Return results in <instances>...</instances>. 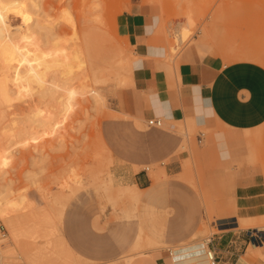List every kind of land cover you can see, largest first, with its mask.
Returning <instances> with one entry per match:
<instances>
[{
  "label": "rangeland",
  "instance_id": "1",
  "mask_svg": "<svg viewBox=\"0 0 264 264\" xmlns=\"http://www.w3.org/2000/svg\"><path fill=\"white\" fill-rule=\"evenodd\" d=\"M128 1L130 0H43L44 12H47L48 22L58 33L64 34L63 37L71 42V48L74 45L76 46L80 41L81 44L85 43L84 39L87 37L85 35L90 34L92 28L96 25L100 26L98 30L103 32L101 35L104 36L105 40H103L106 45L102 44V40L100 43L97 41V46H93L95 51H97V57H95L97 61L95 60V63L99 65L106 60V63L100 64L99 67L112 63L115 60L114 56L117 57L114 54L117 53L122 54L126 60L125 64L119 67L120 71L116 67L119 65H115L114 72L119 71L114 76L115 79H108L105 82H100L101 84H98L99 82L94 83L106 95V103L96 105L92 97L87 94L85 99L79 98L80 102L72 108L71 112L70 110L69 113L67 112V119L66 115L61 117L57 112L56 120L59 117L61 119L60 122L58 120L54 129L50 130L47 127L33 126L34 129H30L32 132L18 135V138L0 130V140H3L0 145V156L4 153L5 149L3 150V148L16 151H13L14 159L12 156L10 158L11 165L5 167L7 175L4 181L11 180L13 182L11 184L13 193L10 196L11 198H18L21 194L22 196H27V201L25 200V204L26 202L27 204H23L25 207L22 206L18 210L19 212H17L21 216L19 220L22 225L20 242L17 244L14 238L11 237L15 247L13 246L12 251H9L6 247L7 244H4L3 238L1 239V254L3 261L5 260L4 264H11V262L13 264H107L117 258L125 260L131 255L135 258L139 256L137 254L139 251L154 252L161 249L165 251L168 263L172 264L170 252L173 249L196 243L193 241L199 234L203 233L202 231H205L204 233L209 232L207 224L210 216L208 207L205 206V219H202L200 231L192 234L183 244L173 243L172 241L167 242V237H175L179 230L178 222L171 220L177 218V208L173 206L162 209L160 207L159 194L157 197L154 196L155 199L150 198L152 200H148L145 195L146 191H142L140 199H133L127 193L119 190L117 186L127 183L115 175L116 162L104 131V123L120 117H130L119 113L117 115L113 114V110L116 111V102L119 99L120 93L131 88L130 86H134L132 80L126 84H121L120 77L124 74L126 77H132L133 79L134 61L138 58L135 53V47L129 36L125 34L120 19L125 3ZM142 1L161 7V30L167 36L169 58L172 61L178 59L185 48L192 42L207 44V48L210 49L209 51L222 57L225 62L236 60V55H233L235 53L252 52L264 55V0ZM95 3L100 5H98L99 11L96 10V12L93 10L96 9L93 7ZM97 12L101 14L98 16V21L94 19L99 14ZM12 20L15 24L21 22L19 18H12ZM99 20H101L100 24ZM86 25L88 26L86 27ZM183 26L192 29V34L191 38L179 46L176 40H173V35L177 29ZM76 36L80 37H77V39L79 38L77 42ZM94 39L91 38L93 41ZM70 42H68L69 46ZM81 44L78 43V45ZM102 46H104V49ZM173 46L178 47L176 49L178 52L172 50ZM87 57H91L90 53ZM88 71L91 73L92 70L88 68ZM78 75L83 74L81 72ZM79 82L76 80L75 83L78 84ZM24 99L25 101L28 100L27 104L24 102ZM17 100L19 99H15L17 103L13 102L12 104L6 102L0 103L1 127L6 124L5 122L9 121L8 119L13 118V113L17 116L19 114V117L22 115L23 118H21L25 119L24 122L26 123V114H22V112L27 113L29 111L30 105H33V99L28 95H24L23 99L19 100V102ZM28 103H30L29 106H26ZM3 113L8 116L11 115V118L7 117L5 121L2 118ZM22 119L18 118L17 120L22 121ZM17 120L16 130L17 127L18 130L16 132H20L21 129L19 128L24 127V123L20 122L18 124ZM28 123H26L27 127L30 124ZM137 123L140 128L147 127L146 124ZM164 128H169L166 121ZM174 131L183 137L182 146H180L178 153L191 151L190 155L182 160L183 172L174 175L167 174L162 162L137 166L136 170L149 166L152 182L155 181L152 174L156 172L160 175L159 180L164 182L169 180L185 182L190 187L195 188L197 194L202 197L203 191L200 189L199 183L201 179L203 180L208 175L199 174L197 168L199 161L196 158L195 152H192L189 142L194 140L195 144L198 145L197 135L199 132L207 135L209 130L197 127L193 120L188 119L185 124L176 123ZM256 134L264 136V127L256 131ZM11 139L16 140L13 143ZM7 140H11L12 142L7 144ZM205 143L206 141L201 144ZM257 148L264 153V142L254 143L252 150H256ZM100 155L103 158L99 157ZM171 160L172 158H168L164 162L168 163ZM91 167L97 173L99 170H103V175L100 172L95 177L94 175L92 176L93 171L89 170ZM71 170L74 171L73 173L76 172L74 174L76 176L80 173L78 177L74 176L77 180L80 177L79 182H74L77 185L75 188L72 181L76 179L72 174V177L68 176L70 175L69 173H72ZM90 175L94 179H91ZM98 175H101L100 179V176L98 179L96 178ZM102 176H104V183ZM68 177H70L71 182ZM37 178L39 181H37ZM62 179L65 181L67 179V181L65 182ZM93 180H98L96 182L97 186H102L96 187L95 185L94 187L92 183L95 181ZM82 181L84 184L81 183ZM60 184L64 186L61 187ZM68 184H73L74 186L70 187ZM62 188L65 189L62 191ZM65 190L70 191V196L65 195V198L68 199H64L63 197L58 199L52 198L56 194L59 196L61 192L63 195L66 192ZM45 194H47L45 198L49 194L48 197L50 199H45L43 197ZM54 199L57 200L56 203L58 204L55 203ZM51 201L53 203H50ZM56 207H58V210L55 209ZM60 211H62V216L60 215ZM18 214L15 212V215L18 216ZM48 216L50 219L45 218ZM257 219L254 216L251 219L252 222L248 221L243 224V227L264 226V221H257ZM0 225H4L1 220ZM48 228H52L53 231L50 229V232ZM6 234L7 237L10 235L8 227L6 228ZM63 238L66 245L63 243ZM114 242L116 245L121 246L122 249L124 246L126 247L120 254L115 256L112 254Z\"/></svg>",
  "mask_w": 264,
  "mask_h": 264
},
{
  "label": "crops",
  "instance_id": "2",
  "mask_svg": "<svg viewBox=\"0 0 264 264\" xmlns=\"http://www.w3.org/2000/svg\"><path fill=\"white\" fill-rule=\"evenodd\" d=\"M120 19L138 58L130 78L134 86L120 93L113 110L130 117L104 123L116 177L138 186V199L146 191L148 200L160 195L162 209L177 208V218L171 220L178 222L179 230L167 242L183 244L200 231L207 206L209 232L202 231L193 242H206L204 248L215 251L217 264H264V246L247 237V231L258 226L243 227L254 216L264 221V153L252 150L254 143L264 142V136L256 134L264 127V55L235 53L236 60L225 62L207 44L192 42L172 61L159 5L130 0ZM153 117H162L169 128L138 126L137 122L147 125ZM188 119L209 130L207 135L199 132L198 145L189 142L199 174L208 175L199 183L202 197L185 182L159 180L156 172L152 182L149 166L136 170L162 162L167 174L182 173V160L191 151L178 153L183 137L174 128ZM168 158L172 160L165 163ZM123 249L114 242L113 256ZM142 253L155 256L153 264H169L162 249L137 252ZM131 258L107 264H126ZM206 260L201 264H211L207 255Z\"/></svg>",
  "mask_w": 264,
  "mask_h": 264
},
{
  "label": "bare ground",
  "instance_id": "3",
  "mask_svg": "<svg viewBox=\"0 0 264 264\" xmlns=\"http://www.w3.org/2000/svg\"><path fill=\"white\" fill-rule=\"evenodd\" d=\"M95 2H97V1H95ZM97 3H95L93 5V7L96 8V9H93L95 12H96V10L99 11L98 5L100 4V2H99V4H97ZM43 6H44L43 0H0V103H2V102H6L8 104H12L13 102L17 103L15 101V99L21 100V99H23L24 95H28V96L32 97V99H33V105L32 104L30 105L31 108L29 109V111L27 113L22 112V114L23 113L26 114V120L30 124L27 121H26V123L29 124V127H27L28 125L26 126V123L24 122L25 119H22L23 118L22 115H20L22 117L21 118V117H19V114L17 116L14 113L12 114V115H14L12 119H8L9 121L5 122L6 124L2 125V127L0 125V128L3 129V130L0 129L1 131H4L11 136H14V137L16 136L17 138H18V135H23V133L28 134V133L32 132V131H30V129L31 128L34 129L33 126H38V127H43V128L47 127L50 130L52 128L54 129V126L58 123V120L60 122L61 117H64L65 115H66V119H67V114L69 113V110L71 112L72 108L74 106L78 105V102H80L79 98L85 99L87 97V94H89L92 97V100H93L94 104H96V105L106 103V98H105L106 95L99 88H97L96 87L97 84L95 85L94 83L99 82L98 84H101L100 82H105L108 79H113L114 76L119 73V71H120L119 67L123 66L125 64L124 62L126 60V58L123 57L122 54L120 55V53H117V54H114V55H117V57L114 56L115 60L112 61V63H109L105 66L103 65V67H99L100 64L106 63V60H105V62H102V63L99 62L100 63L99 65H97L95 63V60L97 59V58L95 59V57H97V51H95L93 46L98 44L97 41L100 43L104 39V36L101 35V33H103V32L98 30V29H100V26L98 27L95 25L96 27L94 26L92 28L90 34L85 33V34H87V35H85L87 37H86V39L83 38L86 41L85 43H82L84 46L81 44V41H80L78 43L81 45H78V43H77V45L75 46L74 43H72L74 45V47L71 48V42L63 37L64 34L61 35L60 33H58L54 29V27L48 22V20H47L48 15L46 14L47 12L46 13L44 12L45 7H43ZM189 12H190V14H192L191 11H189ZM97 13H99V12H97ZM94 15H96V14H94ZM100 15L101 14L99 13L98 15H96L94 17V19H96V21H98V18H99L98 16H100ZM12 18L13 19L19 18L21 20V22L18 24H15L13 22ZM100 21L101 20H99V24H100ZM190 22H191V20H190ZM94 23H97V22H94ZM88 25H86V27ZM192 26H194V25H192ZM191 32H192V29L183 26L182 28H179L175 31V33L173 35L174 36L173 40H176V43L180 46L182 43H185L186 40L191 38V34H192ZM77 37H79V36H76V42L80 38L79 37L77 39ZM91 38H93V39L95 38L94 41L91 40ZM104 40H103L102 44H105ZM68 42H70V46H69ZM82 42H84V41H82ZM176 43H174V44H176ZM102 47L104 49V46H102ZM171 47H172V45H171ZM177 48H178L177 46H173L172 50L177 51L176 50ZM178 50H180V49H178ZM119 52H121V51H119ZM89 53H90L91 57H87V55L89 56ZM101 53H99V54H101ZM99 54H98V56H99ZM170 54H172V53H170ZM127 56H129V55H127ZM95 64L97 65V67ZM115 65H119V66H116V67H118L119 71L114 72ZM88 68L92 70L91 73H89L90 70L88 71ZM81 72L83 75H78ZM123 75L120 77L121 84H126V83L131 81L130 78L126 77L125 75L123 76ZM76 80H78L80 82L78 84H76L75 83ZM19 100H17V101L19 102ZM27 101H25V99H24L25 103ZM30 103H28V105H26V106H29ZM26 108H29V107H26ZM57 112H58V114L61 115V117H59L58 120H56V117L58 115ZM10 116L3 113L2 118L6 121L7 119H5V118H7V117L11 118ZM18 118L22 119V121L21 120L18 121L17 120ZM16 120H17L18 124H20V122H22V124L24 123L23 124L24 127H22V125H21L22 128H19V129H21L20 132H16L18 130V127L16 130ZM7 138L9 139V137H7ZM2 139H3V135H2ZM99 139H101V138H99ZM11 140H13V139H11ZM11 140H7V144L9 142H12ZM15 140H13V143L15 142ZM2 141L0 140V145H1ZM13 143H12V146H13ZM101 147H102V145H101ZM13 149H15V148H13ZM3 150H4V153H2V155L0 156V181H1V183H0V220L2 221V223L5 226L8 227V229L10 231V235H8V237H7V234H6L2 241L4 242V244H7L6 245L7 250L12 251L11 249L14 248L15 246H14L13 241L11 240L12 239L11 237H13L14 240L16 241V243L18 244V242H20L19 239L22 236L21 235L22 234V225H21V222L19 220L21 216H19V214L17 212H19L18 210L22 206L27 204V202L25 204V200H26L27 196L25 197V196H22V194H21V196H19L18 198H11L10 195L13 193V189L11 187V184L13 182L11 180L4 181V179L7 175V173H6L7 171L5 172V167L11 165L12 162L10 163V158H11V156L12 157L14 156L13 151H15V150L12 151V149L9 150V148H3ZM96 151H98V150L96 149ZM11 154H13V155H11ZM99 157L103 158L101 155ZM13 159H14V157H13ZM35 162H33V163H35ZM97 162H98V160H97ZM36 163H38V162H36ZM103 165H101V166H103ZM92 169L93 168L91 167L89 170H92ZM72 170H71L72 173H69L70 175H68V176L72 177V175H73V177H74V176H76V175H74L76 172L73 173L74 171H72ZM34 171L36 173L35 169H34ZM75 171H77V170H75ZM95 171H93V174H92V176L94 175V177L98 173L100 174V172L102 174L103 170L102 171L97 170L98 173ZM89 172H91V171H89ZM32 173H34V172H32ZM64 173H62V174L64 175ZM66 174H67V172H66ZM66 174H65V176H67ZM37 175H38V172H37ZM79 175H80V173H79ZM78 176H76V177H78ZM92 176L90 175V178ZM76 177H74V178L77 180ZM94 177H92L91 179H94ZM98 177L100 179L101 175L96 176L97 179H98ZM68 178L70 181V177H68ZM102 178H103L102 179V181H103L104 176H102ZM26 179L28 180V178H26ZM67 179H66V181H67ZM31 180H32V178H31ZM71 180H73V179H71ZM76 180L72 181V183L74 184V182L75 183L79 182L80 177H79V180H77V181ZM83 180H84V178H83ZM37 181H39V179ZM63 181H65V180H63ZM93 181H95V180H93ZM97 181L98 180L93 182L92 185H94V187H95V185H96V187H99V186L101 187L102 185L97 186V183H96ZM57 182H58V180H57ZM81 183L84 184L83 181ZM94 183H96V184H94ZM103 183H104V181H103ZM73 184H71V185L68 184V186L71 187ZM83 184H81V185L83 186ZM86 184H88V183H86ZM35 185H37V184L35 183ZM74 185L73 186L75 188L77 185L76 184H74ZM62 186H64V185H61V187ZM82 186H79V187H82ZM117 186L119 187V190H121L124 193H127V195H129L133 199L139 198V195H140L139 192L140 191L138 190V186H136V185L130 186L128 184L117 185ZM40 188H41V186H40ZM74 188H73V190H74ZM64 189L62 188V191ZM69 190H72V189H69ZM44 191H45V189H44ZM65 191L69 192V193L65 192L62 195L61 194L62 192H61L59 196H57V194H56L52 198L55 197L56 199H58L60 197H63L64 199H68V198H65V195L67 194L66 196H70V191H67V190H65ZM44 193H46V192H44ZM46 195L47 194H45V196H43V197L45 198ZM48 196H49V194H48ZM48 196L45 199H50ZM64 199H62V200L65 201ZM56 201L57 200H55V203H56ZM59 201H60V199H59ZM50 203H53V202L51 201ZM56 204H58V203H56ZM57 208L58 207H56L55 209H57ZM15 212H16V214H18V216L15 215ZM56 212H58V211H56ZM60 215L62 216V211H60ZM45 218H49V216L45 217ZM50 227H52V226H50ZM50 229H52V228H50ZM50 229L48 228V230L51 232ZM52 231H53V229H52ZM60 238H62V237H60ZM10 240H11V244H10ZM63 241H64V238H63ZM8 242H9V244H8ZM63 243L66 245L65 241ZM205 243L206 242H196V243H192L189 245L176 247L175 249H173L171 251L170 258L172 257V264H188V263L194 262L195 260H196L195 262H197V264L206 263L207 262V260H206L207 252L206 251L208 250V248L207 249L204 248ZM47 244H48V242H47ZM204 250L206 253H204ZM28 253H29V251H28ZM154 257L155 256L152 257V256H148V255L139 254V256L137 258L139 260H136V258L132 257L131 259L126 260L125 263L126 264H141L143 261H146V264H153V263H155ZM4 263H5V260L3 261V264ZM117 263L118 262L115 261L112 264H117ZM208 263H209V261H208ZM11 264H13V263L11 262Z\"/></svg>",
  "mask_w": 264,
  "mask_h": 264
},
{
  "label": "built area",
  "instance_id": "4",
  "mask_svg": "<svg viewBox=\"0 0 264 264\" xmlns=\"http://www.w3.org/2000/svg\"><path fill=\"white\" fill-rule=\"evenodd\" d=\"M165 120L162 117H153L147 120L149 127H164ZM6 235V228L0 225V264H3V256L1 254V239ZM247 237L250 243L264 246V228H252L247 231ZM207 257L211 264H217L218 259L213 249L207 250Z\"/></svg>",
  "mask_w": 264,
  "mask_h": 264
}]
</instances>
